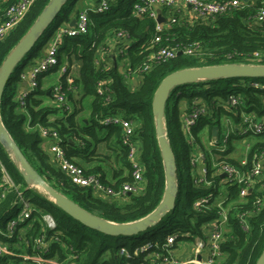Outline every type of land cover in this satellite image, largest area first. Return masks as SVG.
Returning <instances> with one entry per match:
<instances>
[{
	"label": "trees",
	"instance_id": "obj_1",
	"mask_svg": "<svg viewBox=\"0 0 264 264\" xmlns=\"http://www.w3.org/2000/svg\"><path fill=\"white\" fill-rule=\"evenodd\" d=\"M14 1L6 0L0 4V21L4 19L6 8ZM49 1L35 0L24 18L0 40V65ZM136 1L109 0L107 11H88L86 33L61 38L56 51L58 63L53 68L59 67L63 57L70 63L73 60L77 62V74L70 83L66 79L68 71L60 77L71 106L69 111L64 106L48 104L47 98L52 99V85L47 89L41 88V78L45 73L37 77L36 86L28 91L23 105L18 100V93L25 87L22 75L44 55V48L48 47L55 31L69 25L77 16L81 10L80 0H66L62 4L53 21L21 59V67L17 71L14 68L9 75L0 100L4 127L43 180L85 211L114 223H129L145 217L163 196L165 176L151 108L160 81L166 75L185 68L226 63L264 65V21L255 19L260 0H240L241 6L230 12L191 20L182 18L177 9L169 11L162 8L160 16L166 18L167 11L168 17L173 16L175 21L167 23V17L165 27L159 33L152 17L134 14ZM157 34L160 41L155 43L153 39ZM163 45L177 47V55L153 63L147 71L138 74L139 85L130 87L131 73L151 52ZM186 47H191L192 52H183ZM99 82L103 83L101 94L97 92ZM230 95L239 98L235 107L227 105ZM195 107H203L204 112L186 129L183 117ZM242 113L256 119L264 118V77L215 78L184 83L172 89L164 106V124L175 163L174 207L154 225L130 235L103 233L65 213L47 194L36 191L25 182L0 143V161L10 178L7 182L0 174V227L3 231L0 235L6 234L7 221L16 216L20 197L28 200L32 208L29 218L19 221L10 230V237L1 236V242L14 253H41L66 264H97L103 255L107 257L101 264L138 263L139 258L133 257L132 253L147 242L144 235L153 234L148 240L150 242H163L170 234L203 237L208 222L218 219L216 203L219 197L225 196L222 206L226 208L227 219L220 245L221 255L216 264H255L264 247V169L257 188L241 198L239 186L222 183V177L213 170L212 153L215 151L208 145L213 125L218 127V137L226 126L229 127V144L216 161L238 165L242 155L239 158L230 156L234 149L233 140L239 144L240 140L253 135L241 136L232 128L241 124ZM112 116L134 123L132 138L138 145V158L143 166V185L139 192L112 196L95 193L91 185H77L59 168L49 149H44L46 140L57 142L66 158L83 168L87 175L97 177L104 189L117 191L124 182L131 181V166L128 149L122 143L121 127L102 123L104 118ZM221 116L229 120V124L222 128ZM41 129L56 132V141L52 136H42ZM100 144H104L108 154L98 152ZM196 151L204 154L207 167L205 181H198V167L192 163L191 157ZM262 151L264 140L248 142L246 167H251L253 154ZM93 161L112 165L111 180L106 179L102 164L85 165ZM220 185L224 190L218 188ZM210 192H213V197L207 206L195 209L194 200ZM257 196L259 202L256 201ZM120 198L125 200L120 201ZM43 214L52 216L53 229L45 225ZM38 236L45 237V252L34 247L33 241ZM122 248L130 256L120 254ZM19 261L20 257L15 255L0 257V264Z\"/></svg>",
	"mask_w": 264,
	"mask_h": 264
},
{
	"label": "built area",
	"instance_id": "obj_2",
	"mask_svg": "<svg viewBox=\"0 0 264 264\" xmlns=\"http://www.w3.org/2000/svg\"><path fill=\"white\" fill-rule=\"evenodd\" d=\"M35 0H15L10 4L4 14V19L0 21V40L4 39L8 33L24 18L29 7ZM185 6L191 9L198 17L213 18L217 15H221L232 11L235 8L241 6L240 0H137L133 6L134 14H147L155 20V30L159 33L165 27V23H158L156 18L160 12L158 8H166L169 11L176 9V7ZM109 9V0H97V3L93 7L82 9L78 12L75 17V25H66L59 27L51 38L48 47L44 55L22 75L23 79H26L24 88L20 89L18 93V100L23 105V99L33 87L36 86V79L40 74L48 72L50 69L57 65L56 51L57 46L63 36L74 37L80 34L86 33L89 24L88 11L95 13H101ZM255 19L259 22L264 21V0H260V7L257 10ZM173 16L168 17L167 23L174 22ZM120 35V33H118ZM153 41L158 43L160 41V35H155ZM177 47L170 46H158L157 49L151 52L146 59L133 71L131 74L133 77H139V73L147 71L153 63H159L169 60L177 55ZM191 47H186L183 52L191 53ZM70 65L68 62L63 63L59 66L60 77L66 74ZM58 80L52 85V100L55 105L64 106L65 110H70V105L67 101L65 89L60 81ZM67 82L70 83L71 77L67 75ZM102 82L97 84V92L102 93ZM257 86L256 83L253 84ZM239 102V98L236 95H230L227 99V105L235 107ZM204 112L203 107H195L191 112L187 113L183 117V125L187 129L190 125L194 124L200 113ZM242 122L237 127H232L238 135L246 134H260L264 132V118L256 119L254 116L246 113L241 114ZM225 124H229L227 117H224ZM103 124L119 125L122 131V143L128 149V159L131 166V181L124 182L122 186L117 190L113 191L110 188L104 189L101 182L94 175H87L83 168L78 166L76 163L70 161L65 157L64 151L57 144L53 143L49 151L51 152L52 158L57 163L59 168L65 172L77 185L81 186H92L93 190L97 194H109L112 196H121L126 193L139 192L143 185L142 170L143 166L139 161V149L136 141L132 138L134 123L131 120L122 119L117 116L106 117L102 120ZM42 136H52L56 141V132L41 129ZM229 127L226 126L221 137H212L208 141V145L214 149L212 153V166L213 170L222 177V183L236 184L239 186V196L244 198L256 185L260 182L263 177L264 169V152L254 153L251 160V167L247 166V150L248 144L244 146L242 157L238 165H232L227 161H216L222 152L226 151L229 144L230 138ZM245 140V139H243ZM242 140V141H243ZM233 140V145H234ZM243 143H245L243 141ZM235 147V145H234ZM235 150V148H234ZM234 153V151H233ZM232 156V155H231ZM192 163L197 165L199 172L198 181H205V175L207 173V167L204 162L203 152H195L192 154ZM0 174L2 178L7 182H10L8 173L6 172L3 164L0 161ZM33 187V186H31ZM36 188L38 186H35ZM223 185L218 188L221 190ZM217 188V189H218ZM35 189V188H34ZM39 191V190H36ZM41 192H44L41 190ZM213 197V192L208 193L205 196L197 198L193 202L195 209H201L207 206L209 200ZM225 196H220L216 205L219 207L218 219L211 220L204 229L203 237H190L189 235H166L163 242H150L147 241L140 246L136 247L132 253L133 257H138L141 264H216L218 258L221 255L220 245L222 242V235L224 231V224L227 219L226 208L222 205L225 201ZM257 202L260 201L257 196ZM31 204L25 198L20 197L19 207L17 209L16 216L7 221V232L4 235H0V257L6 255H15L20 257L19 263L12 262L10 264H66L58 262L52 258L45 257L41 253L29 254L27 252L14 253L5 243L1 242V236L10 237V230L19 222L28 219L31 214ZM42 220L49 229L55 227L54 220L50 214H43ZM0 234L3 231L0 227ZM45 237L38 236L34 239V247L40 249L42 252L47 250V244ZM120 254L130 256L126 249L122 248Z\"/></svg>",
	"mask_w": 264,
	"mask_h": 264
},
{
	"label": "water",
	"instance_id": "obj_3",
	"mask_svg": "<svg viewBox=\"0 0 264 264\" xmlns=\"http://www.w3.org/2000/svg\"><path fill=\"white\" fill-rule=\"evenodd\" d=\"M66 0H50L47 5L39 13L28 31L17 42L13 49L6 56L0 65V100L4 86L9 75L23 58V56L33 47L38 37L44 29L53 21L57 12ZM246 1V0H244ZM159 12V11H158ZM158 23H163L164 18L159 14L156 18ZM70 25H75V18L71 20ZM181 54V51L178 52ZM233 77H264V65L258 64H235L226 63L219 65H209L194 68H185L174 71L166 75L158 84L151 102L152 113L155 121V133L157 143L161 153L165 185L161 201L156 208L145 217L129 222L114 223L93 215L76 203L65 197L60 192L49 186L43 178L28 163L20 149L14 143L6 128L4 127L0 117V143L5 147L11 156L15 166L19 169L25 182L29 186L40 187L49 199L65 213L81 222L82 224L97 229L103 233L110 235H130L145 230L148 226H152L169 210L174 207L176 194L175 180V163L173 153L166 137L164 124V106L171 89L184 84L192 83L200 80H208L215 78H233ZM218 132L217 125L211 128V136L216 137ZM224 173L221 177H224ZM255 264H264V247Z\"/></svg>",
	"mask_w": 264,
	"mask_h": 264
},
{
	"label": "crops",
	"instance_id": "obj_4",
	"mask_svg": "<svg viewBox=\"0 0 264 264\" xmlns=\"http://www.w3.org/2000/svg\"><path fill=\"white\" fill-rule=\"evenodd\" d=\"M6 2V0H0V4ZM97 2L95 0H80V9H85V8H89V7H93ZM177 11H178V14L181 15L182 18H184L185 20H191L192 18H195V17H198L191 9H189L188 7H185V6H181L180 7H176ZM158 11L162 14V8H158ZM166 18L168 17V12L166 11ZM75 17H73L72 19H74ZM166 18H164V21L166 20ZM71 19V20H72ZM109 45L112 47V50H113V43L110 41L109 42ZM47 47L44 48V51L43 53L46 51ZM38 61V59H37ZM36 61V62H37ZM65 62H68L70 67L68 69V76H70L71 78L72 77H75L76 74H77V62L76 60H73L72 63H70L66 57H63L62 60H61V64L62 65L63 63ZM59 65V66H60ZM28 70V69H27ZM26 70V71H27ZM60 77V73H59V67L58 68H53L52 70L48 71L47 73H45V75L41 78V88L42 89H47L49 88L51 85H53L57 80L58 78ZM26 82V79L24 80V82H22V84L24 85V83ZM139 82H140V79L139 77H133L132 79H129L128 81V84L130 87H136L139 85ZM47 102L48 104H54L53 100L51 98H47ZM71 109V107H70ZM61 116V115H60ZM59 117V116H58ZM243 141L245 143H243ZM240 140L239 141V144L237 143H234L235 145V150L233 149L234 153H230V156H237L238 158L241 156L242 152H243V148L240 152V147H244L246 144H248V142L246 140ZM53 143L49 140H46L44 142V149L48 151V149L50 148V146L52 145ZM240 144H243V146ZM99 150L98 152L99 153H103V154H108L107 150L105 149L104 147V144H100L99 146ZM139 149V148H138ZM95 164H102L103 167H104V170H105V176H106V179L107 180H111L112 178V165H109V166H106L104 165V163H100L99 161H93L92 163L89 164H85L86 166H94ZM221 190H224V187L221 188ZM125 200L124 198H120V201H123ZM133 264V263H131ZM137 264V263H136ZM141 264V263H139Z\"/></svg>",
	"mask_w": 264,
	"mask_h": 264
},
{
	"label": "rangeland",
	"instance_id": "obj_5",
	"mask_svg": "<svg viewBox=\"0 0 264 264\" xmlns=\"http://www.w3.org/2000/svg\"><path fill=\"white\" fill-rule=\"evenodd\" d=\"M55 32H56V31H55ZM44 53H45V52H44ZM21 64H22L21 62L17 63V65L15 66L14 71H17V70L21 67ZM171 91H172V89L170 90L168 96H170ZM224 117H225V116H221V117L219 118L221 128H222V127L224 126V124H225V122H224ZM253 139H255V140H264V134H260V135H252V136H248V137H246V140H247L248 142L252 141ZM206 143H207V142H206ZM206 143H205V144H206ZM241 145L243 146V144H240V146H241ZM242 148L244 149V147H240V152H241ZM33 188H35V190H39V191L42 190L40 187H37V188H36L35 186H33ZM44 193H45V192H44ZM45 194H46V193H45ZM144 236H145V240L148 241V240H151V238L153 237V234H152V233H149L148 235H144ZM105 257H107V255H103V256L99 259V261H98L97 264H101ZM127 264H131V263H127ZM133 264H136V263H133ZM137 264H139V263H137Z\"/></svg>",
	"mask_w": 264,
	"mask_h": 264
}]
</instances>
